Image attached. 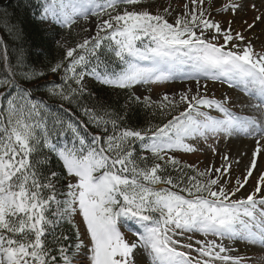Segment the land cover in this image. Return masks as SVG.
I'll list each match as a JSON object with an SVG mask.
<instances>
[{"label": "snow or ice", "instance_id": "obj_1", "mask_svg": "<svg viewBox=\"0 0 264 264\" xmlns=\"http://www.w3.org/2000/svg\"><path fill=\"white\" fill-rule=\"evenodd\" d=\"M140 2L40 0L42 22L71 30L79 20L96 18L95 34L68 48L66 63L51 68L63 70V83L48 88L61 108L63 102L76 104L84 121L64 119L35 100L18 80L44 73L18 76L3 46L0 89L15 94L0 93V264H139L138 250L152 264H246L245 257L229 254L235 249L224 241L264 246V53L244 34L264 23V13L253 23L245 20L242 32L232 21L222 27L212 15L213 0L208 7L205 0H187L173 23L166 18L175 11L170 5L155 14L121 9ZM245 8L243 0H226L215 13L236 15ZM86 78L129 90L128 102L153 115L186 107L166 122L136 128L128 123V103L123 111L106 104L89 91ZM178 78L194 80L195 93L189 88L178 100L167 94L153 100L131 92ZM201 79L240 88L257 101L251 108L260 115L235 114L231 98H210ZM85 96L93 98L91 105L82 103ZM213 108L220 115L202 110ZM240 136L255 146L243 177L235 180L227 154L220 167L203 171L173 155L199 151L201 140ZM246 186L251 191L238 196ZM126 231L136 240L127 239ZM195 234L219 242L193 243Z\"/></svg>", "mask_w": 264, "mask_h": 264}, {"label": "trees", "instance_id": "obj_2", "mask_svg": "<svg viewBox=\"0 0 264 264\" xmlns=\"http://www.w3.org/2000/svg\"><path fill=\"white\" fill-rule=\"evenodd\" d=\"M40 11V0H0V55H2L3 46L6 45L10 61L12 64L18 65V76H23L26 71L37 74L44 73L42 76L37 75L30 82L18 80L21 86L31 89L35 100L43 101L64 119L84 121L86 118L80 113L76 104L70 106L63 102V108H61L62 102L48 92V88L63 83V70L53 73L51 68L58 62L66 63L64 59L66 50L82 41L83 33L74 26L69 30L51 22H42L38 17ZM21 27L22 31H20ZM4 67L6 65L0 61V77L5 75ZM87 88L90 92L95 93L101 101L120 111H123L122 106L128 103V123L136 128L161 124L180 112L179 105L178 108L171 109L168 114L156 111L153 115L154 110H149L142 104L128 102L129 90L107 87L95 80L87 85ZM131 92L133 91L131 90ZM0 93L11 95L15 94V90L10 89L6 92L5 89H0ZM82 103L91 105L93 98L85 96ZM89 131H93L91 126H89ZM178 159L182 163L194 165L202 171L199 161L192 154L187 155V160ZM56 167L59 165L57 164ZM184 171L188 175H196L190 169ZM172 174L176 175L175 172Z\"/></svg>", "mask_w": 264, "mask_h": 264}, {"label": "rangeland", "instance_id": "obj_3", "mask_svg": "<svg viewBox=\"0 0 264 264\" xmlns=\"http://www.w3.org/2000/svg\"><path fill=\"white\" fill-rule=\"evenodd\" d=\"M186 2L187 0H141V2L136 6L121 5V9H123L124 7H128L129 11H132L134 8L137 11L141 9H148L150 12L155 14L156 12L162 13L163 10L170 5V11L172 9H174L175 11H172V15L167 16L166 18L169 20L170 23H173L177 15L182 14L183 5ZM221 2H226V0H213L214 7L212 8V15L216 20L221 22L222 27H227L228 21H232L231 27L234 30H239L243 32L246 28V25L244 24L245 20H247L249 24L253 23L255 17L258 14L264 13V0H243L244 4L246 5L245 11L237 13L236 15H233L231 12L225 13L223 15H216L215 7H218ZM253 4L256 6V9H259V12L250 7ZM205 7H208V0H205ZM104 18L107 19V17ZM73 26L83 33V38L91 37L95 34L96 18L91 17L89 22L87 23L83 20H79L78 23ZM85 29L89 30L85 31ZM244 34L246 36L252 37V44L257 52L264 53V23L257 22L256 27L251 32H244ZM219 43H223V40L221 39ZM187 70L188 69L186 67L185 71ZM93 81V79L86 78V86L91 84ZM200 83L201 85H203L204 83L208 84L207 95L210 98L224 99L225 97H230L231 99L230 103L228 104V107L233 110H237L235 114L237 113L239 115H250L248 110L246 109V106L250 103L253 104L257 102L253 97L248 96L240 88L230 87L227 83H222L219 81L206 82L203 79H201ZM189 88L192 89V92L193 90L197 89V85L194 80H185L178 78L176 80L169 81L165 84L137 85L132 90L142 98L144 96H150L153 100H160L165 94H167L170 97H175L178 100V94L187 91ZM201 92H203L202 88ZM179 105L181 111H183L186 107V105L183 103ZM202 110L208 111L209 114L212 116L220 115L214 108ZM253 115L259 116L260 114L258 112H255ZM245 138L248 139L250 142L253 141V143L251 147L249 146L250 144L245 146L246 149L243 148V152L235 149L237 146H239V144H236L238 142H236L234 137L228 139L221 137L219 139L210 138L207 143L201 140L197 145L200 149L197 152H175L173 153V155L182 160H187V155L192 154L194 158L199 161L201 170L203 171L209 167H220L223 162L221 159L222 155L227 154L230 160L233 162L232 169L230 170V175L232 176V179L235 180L237 176L243 177V174L245 173V166L249 163V158L251 157L252 150L255 146V141L253 139L247 137ZM191 142L196 143L195 141ZM209 145H213V147L215 148V152H213V150L209 148ZM247 151L248 154L246 156L242 155ZM236 161H239V163H236ZM256 174L257 173H254L253 178H251L250 180V184L253 186L256 183ZM249 191H251V187L246 186L245 189L238 193V196H245ZM76 219L77 222H79L81 218L78 216ZM131 227L138 230V226L131 225ZM121 230L125 231V228H122ZM126 238L130 241L136 240V236L131 231H126ZM180 239L182 242H188L185 237H180ZM205 239L218 240V238L216 237H204L202 234H195L193 236L192 242L195 243L196 240ZM224 243L226 246L235 249L234 251L229 253L230 255L245 257L246 264H264V246L252 245L246 242L233 243L231 241H224ZM192 255L195 256L196 253L193 251ZM136 256L139 264H152L151 257L147 254L146 251L138 250ZM216 264H219V262L217 261Z\"/></svg>", "mask_w": 264, "mask_h": 264}, {"label": "bare ground", "instance_id": "obj_4", "mask_svg": "<svg viewBox=\"0 0 264 264\" xmlns=\"http://www.w3.org/2000/svg\"><path fill=\"white\" fill-rule=\"evenodd\" d=\"M236 97V96H235ZM241 98V97H240ZM251 104L252 103H250V104H248L247 106H246V109L248 110V112H249V114L250 115H253L254 113H255V110H253L252 108H251ZM237 114V113H236ZM237 115H239V114H237ZM234 139L236 140V142H238V143H236V144H239V146H237L235 149L236 150H239V151H242L243 152V148H245V146H247V145H249L250 147H251V145H252V143H253V141H249L248 139H246L245 137H243V136H240V137H234ZM231 147V146H230ZM246 149V148H245ZM248 149H250V148H248ZM238 151V152H239ZM245 151V150H244ZM249 151V150H248ZM248 151L246 152L247 154H248ZM246 156V155H245ZM244 156V157H245ZM238 158V157H237Z\"/></svg>", "mask_w": 264, "mask_h": 264}]
</instances>
